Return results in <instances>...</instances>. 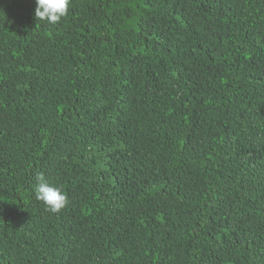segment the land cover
<instances>
[{"label": "trees", "instance_id": "16d2710c", "mask_svg": "<svg viewBox=\"0 0 264 264\" xmlns=\"http://www.w3.org/2000/svg\"><path fill=\"white\" fill-rule=\"evenodd\" d=\"M34 10L0 0V264H264V0Z\"/></svg>", "mask_w": 264, "mask_h": 264}, {"label": "clouds", "instance_id": "9594fccd", "mask_svg": "<svg viewBox=\"0 0 264 264\" xmlns=\"http://www.w3.org/2000/svg\"><path fill=\"white\" fill-rule=\"evenodd\" d=\"M71 0H35L34 16L36 20L50 25L60 23L68 15ZM40 183L36 187V199L43 202L47 211L59 212L66 204L67 198L60 188L44 181L42 174L37 176Z\"/></svg>", "mask_w": 264, "mask_h": 264}]
</instances>
